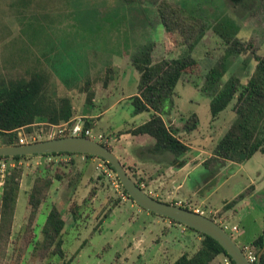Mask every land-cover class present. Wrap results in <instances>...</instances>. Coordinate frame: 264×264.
Instances as JSON below:
<instances>
[{
	"label": "rangeland",
	"instance_id": "1",
	"mask_svg": "<svg viewBox=\"0 0 264 264\" xmlns=\"http://www.w3.org/2000/svg\"><path fill=\"white\" fill-rule=\"evenodd\" d=\"M30 1L26 6L23 0H0V83L26 79L32 74L44 77L49 82V95L71 101L74 117L66 123L68 127L74 121L89 120L95 140L107 143L117 154L121 151L115 147V138L125 130L143 125L150 116L147 112L136 114L130 100L138 94L141 81L132 61L146 46L151 48L153 63L191 55L200 64L201 70L185 76L174 96L165 102L166 111H171L178 123L170 124V115L165 116L166 122L192 147L187 159L194 164L213 156L215 147L237 117L234 100L213 121L208 91L194 86L195 83L204 86L205 74L227 57L229 46L219 33L239 39L246 48L230 57L226 79L237 76L245 85L256 67L254 58L264 57V0H97L86 5L79 20L74 8L52 3L56 0ZM162 1L205 22L204 36L193 51L184 46L180 35L165 32L158 15ZM89 93L94 94L91 108L87 100ZM192 114L198 117V128L187 133V121ZM48 132L47 127L41 126L35 127L32 135L26 132L24 135L35 136L39 142L48 138L45 135ZM100 135L102 139L98 138ZM137 142L132 149L140 154L142 148ZM74 159L77 160L74 164L68 156L7 162L3 182L11 168H23L24 172L12 243L0 248V264H15L17 250L13 247L17 242L18 248L27 223L28 191L35 177L41 174L53 177L57 168L66 176L54 182L38 214L35 235L41 239L42 228L55 205L67 224L62 234L64 257L55 254L41 261L32 254L31 247L20 264H149V258L154 256L157 262L160 253L165 252L170 259L199 247V235H187L182 231L185 226L153 215L130 201L119 188L113 172L100 159H94L95 166L81 155ZM220 164L208 160L209 167L199 166L187 177V188L179 191L171 190L169 178L154 183L161 176L159 173L150 179L137 174L136 169L133 172L137 178L145 179L146 192L152 197L194 211L204 210L205 216L219 225L222 222L237 227V233H228L239 246L254 250L251 243L264 235V155L256 153L242 164ZM248 187L256 189V197L245 194L230 208L225 207ZM74 203L81 208L77 221L68 210ZM225 260L220 255L211 264H225Z\"/></svg>",
	"mask_w": 264,
	"mask_h": 264
},
{
	"label": "trees",
	"instance_id": "2",
	"mask_svg": "<svg viewBox=\"0 0 264 264\" xmlns=\"http://www.w3.org/2000/svg\"><path fill=\"white\" fill-rule=\"evenodd\" d=\"M23 1V5L26 6L31 3L30 0ZM96 2L97 0H90V2L88 0H56L52 3L74 8L76 19L79 20L82 19L80 14L84 11L86 5ZM158 15L165 32L169 34L175 32L180 35L184 46L190 52L199 44L206 31V25L203 20L194 14H185L181 8L168 1H162L159 4ZM223 25L221 24V27ZM219 35L224 43L229 46L227 57L224 58L222 63L211 68L205 74L203 78L204 86L197 83L194 86L195 88H204L208 91L207 95L211 99L210 110L213 121L217 120L219 114L236 100L234 112L237 117L215 147L213 156L208 160L219 161L221 164L225 162L242 164L251 159L256 153L264 155V57L256 56L254 58L256 67L253 75L245 85L242 84V80L237 76H229L226 79L225 76L228 75L230 69V57L241 54L246 48L239 39H232L228 36L229 34L219 33ZM251 45L249 43L248 46L251 48ZM132 63L140 73L141 81L138 87V94L130 97V100L134 105L136 114L145 112L151 114L150 119L143 125L120 134L151 137L154 140L152 146L154 154L171 153L175 157L187 156L191 148L177 136L178 131L172 126L167 125L164 120V116L171 114V111H166L165 102L174 96L178 83L185 76H191L201 70L199 62L191 55H188L182 59H163L158 63H153L151 48L146 46L140 55L133 58ZM48 84L49 82L45 81L44 77L42 78V76L36 74L29 75L26 79L23 77L8 80L6 83H0V146L21 145L19 142L21 138L20 134L25 136L24 133L26 132L30 136L35 127L39 128L41 126L47 127L48 131H50L53 126L62 122H69L73 119L74 111L71 101L68 98L55 99L49 95ZM93 98L94 94L89 93L87 97L89 108L94 105L92 103ZM75 123L76 121L71 123L72 126ZM198 123L197 115L192 114L187 121V129L185 131L190 133L197 129ZM91 127L92 123L86 120L85 129ZM69 136L72 135L66 133L55 138ZM80 137L87 136L82 134ZM49 139L46 138L39 141ZM99 143L113 151L107 143ZM78 155H81V158L84 156L85 161L99 159L94 156L68 153L33 157L68 156L72 158L71 162L74 164L77 162L74 156L78 157ZM28 158L32 157H6L0 158V162H18ZM100 160L113 172L119 187L127 198L133 202L120 183L113 168L104 160ZM208 160L204 162L205 167H209L207 165ZM122 164L135 183L143 188L145 179L137 178L133 172L136 168L127 166L124 163ZM23 172V168L19 167L9 169L4 183L0 187V248L8 247L12 243L11 236ZM65 176V172L57 168L53 177L42 174L35 177L28 191L27 208L29 215L27 223L25 224L18 248L17 242L13 247L15 251L17 250L16 258L14 256L15 264L21 263L24 255L31 247L32 254L34 256L36 254L41 261L55 254L64 257L62 234L67 224L62 212L55 205L52 206L42 228L41 239H36L35 226L40 209L47 201L54 182L62 181ZM143 189L146 191L145 186ZM153 198L165 202L157 197ZM235 202L236 200L226 207L230 208ZM180 207L194 211L188 206ZM68 210L74 221H77L81 217L80 205L74 203ZM170 221L174 224H179L175 221ZM195 234L201 238L197 251L193 254H182L170 264H211L220 255L228 259L231 264H235L216 240L199 232H195ZM251 244L256 251V255H258L264 245V235H260ZM261 264H264V255Z\"/></svg>",
	"mask_w": 264,
	"mask_h": 264
},
{
	"label": "water",
	"instance_id": "3",
	"mask_svg": "<svg viewBox=\"0 0 264 264\" xmlns=\"http://www.w3.org/2000/svg\"><path fill=\"white\" fill-rule=\"evenodd\" d=\"M82 154L94 156L107 162L115 171L128 196L142 209L159 217L167 218L185 226L191 233L199 232L216 240L235 264H253L232 236L213 219L198 212L165 203L153 198L138 186L125 169L119 157L108 147L87 137H60L25 145L0 146V158L33 157L52 154ZM264 245L255 264H261Z\"/></svg>",
	"mask_w": 264,
	"mask_h": 264
},
{
	"label": "crops",
	"instance_id": "4",
	"mask_svg": "<svg viewBox=\"0 0 264 264\" xmlns=\"http://www.w3.org/2000/svg\"><path fill=\"white\" fill-rule=\"evenodd\" d=\"M149 114H151V113H149ZM170 116H171L170 119L172 118L170 120L171 121L170 124L173 123L175 125V123H178L176 121V119H174L173 114H170ZM149 119H150V116H149ZM164 120L166 122L165 116H164ZM147 121H145L144 123H146ZM170 124L167 123V125L171 126ZM135 128H137V127H134L132 129H135ZM175 128L178 129L181 133L183 132V130L179 129V127H175ZM129 130H125V131H129ZM125 131H123V132H125ZM130 138H133V139H130ZM134 138H136V139H134ZM115 139L117 141V144L115 147L117 149H119L121 152L119 154H117L116 152H114V153L119 157V159L121 160L122 163L126 164L127 166L135 167L139 173H142L145 175L144 177H148L151 179L152 178L155 179L154 177L156 176V173L161 174V176H159V179L153 180L154 183L161 182L160 181L161 179L169 178V184H171V187H172L171 190L172 191L173 190L179 191V190H183V189L187 188V185H186L187 177H190L195 172V170L197 168H200L202 166L204 167V162L206 161L203 159L200 162H198L197 164H194V163L188 162L187 156L175 157L171 153L154 154L152 152V146L154 144V140L149 136H133L131 134H120ZM135 141H138L137 144H139V147L142 148V151L139 150V151H141L140 154H135L134 149H132V147L135 145ZM146 143L149 144V147H146ZM185 144H187V143H185ZM189 147L192 148L190 145H189ZM146 150L149 151V154H147ZM75 158H77V157H75ZM90 161L92 162L91 163L92 166L96 165L94 160H90ZM217 165H219V164H217ZM149 166H150V168H149ZM216 167L217 166L215 165L214 169ZM160 185H163V183ZM249 188L250 187L247 188V191L243 192L242 194H240L238 196V198H236V202H238L239 200H242L246 195H247V197H250V198H254L257 196L256 189H251V188L249 189ZM195 193H197V192H194V195H196ZM241 197H243V198L241 199ZM181 202L182 201H179L178 203L182 204L183 202L182 203ZM228 204H230V203H228ZM228 204H226V206ZM217 211L215 213H217ZM182 231L187 233V235L192 234L186 228H184ZM200 240H201V238L198 237L197 241L200 242ZM197 249L198 248H194V250H188L189 252L184 251V252H181L180 254L178 253L175 258L173 257L170 259L166 258V256H168V255L165 254V252L160 253L157 256V262H155V257L152 256L149 258V260H150L149 264H170L171 262H174L175 260H177L182 254H188V253L193 254L197 251ZM158 257L161 261H159ZM219 264H222V263H219Z\"/></svg>",
	"mask_w": 264,
	"mask_h": 264
},
{
	"label": "built area",
	"instance_id": "5",
	"mask_svg": "<svg viewBox=\"0 0 264 264\" xmlns=\"http://www.w3.org/2000/svg\"><path fill=\"white\" fill-rule=\"evenodd\" d=\"M66 123H69V122H65L64 123L65 125L62 124L63 126L62 125L53 126L52 129L45 135L48 138H50V139H54L55 137L65 135L66 133H69V134H71L72 136H75V137H80L82 134H84L88 138H91V139L95 140L96 136L94 135L93 130H91L90 128L85 129V122L82 119H80L77 123H75L74 126H71V127H68L69 124H66ZM20 136H21V138H20L19 142H20L21 145L34 143V142L37 141L35 136L34 137H30V138H27L26 136H23L22 134H20ZM98 138L102 139L103 136L100 135V136H98ZM82 158L85 159L84 156H82ZM0 164H1V172H3V174H1V182H0V187H1L3 185V183H4L2 179H4L7 163L4 162V161H1ZM143 188H144V185H143ZM194 212H198V213H200L202 215H205V211L201 210V209L200 210L196 209ZM221 226L227 232L228 231H231L232 233H237L238 232V228L235 227V226L231 228L230 226H228L227 224L222 223V222H221ZM230 235L232 236V234H230ZM232 238H233V236H232ZM240 247L243 250V252L245 253V255L248 258V260L251 263L255 264L257 262V259H258V255H256L255 249L253 247L252 248L254 250H252L250 247H244V246H240ZM225 264H231V263H230V261L228 259H226L225 260Z\"/></svg>",
	"mask_w": 264,
	"mask_h": 264
}]
</instances>
